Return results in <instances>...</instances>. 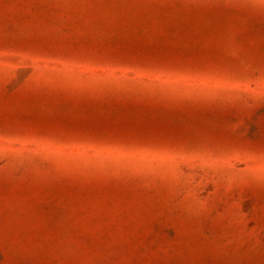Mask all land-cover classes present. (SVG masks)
<instances>
[{"label":"rangeland","instance_id":"1","mask_svg":"<svg viewBox=\"0 0 264 264\" xmlns=\"http://www.w3.org/2000/svg\"><path fill=\"white\" fill-rule=\"evenodd\" d=\"M0 264H264V0H0Z\"/></svg>","mask_w":264,"mask_h":264}]
</instances>
